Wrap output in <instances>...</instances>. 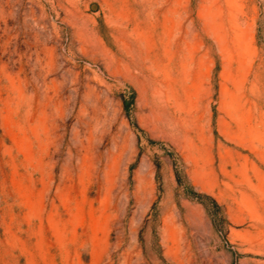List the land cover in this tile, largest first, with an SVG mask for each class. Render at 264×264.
Listing matches in <instances>:
<instances>
[{
	"label": "rangeland",
	"instance_id": "1",
	"mask_svg": "<svg viewBox=\"0 0 264 264\" xmlns=\"http://www.w3.org/2000/svg\"><path fill=\"white\" fill-rule=\"evenodd\" d=\"M0 264H264V0H0Z\"/></svg>",
	"mask_w": 264,
	"mask_h": 264
}]
</instances>
